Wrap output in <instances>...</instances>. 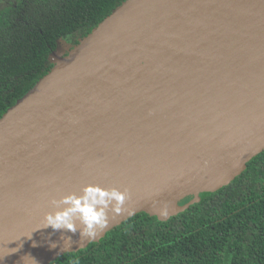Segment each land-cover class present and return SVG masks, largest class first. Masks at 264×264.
<instances>
[{"label": "water", "instance_id": "water-1", "mask_svg": "<svg viewBox=\"0 0 264 264\" xmlns=\"http://www.w3.org/2000/svg\"><path fill=\"white\" fill-rule=\"evenodd\" d=\"M51 64L0 119V264L166 222L264 153V0H126ZM88 185L126 196L108 227L47 228L50 201Z\"/></svg>", "mask_w": 264, "mask_h": 264}, {"label": "trees", "instance_id": "trees-1", "mask_svg": "<svg viewBox=\"0 0 264 264\" xmlns=\"http://www.w3.org/2000/svg\"><path fill=\"white\" fill-rule=\"evenodd\" d=\"M124 1L19 0L2 11L0 119L50 71L58 39L72 48ZM51 264H264V153L168 221L137 215Z\"/></svg>", "mask_w": 264, "mask_h": 264}, {"label": "clouds", "instance_id": "clouds-1", "mask_svg": "<svg viewBox=\"0 0 264 264\" xmlns=\"http://www.w3.org/2000/svg\"><path fill=\"white\" fill-rule=\"evenodd\" d=\"M125 199V194L115 188L108 190L88 185L79 194L73 192L60 199H52L50 205L54 211L45 214L44 222L54 232L78 233L81 238L94 239L98 230L108 227L109 209L119 214ZM66 239L71 240V236Z\"/></svg>", "mask_w": 264, "mask_h": 264}, {"label": "flooded vegetation", "instance_id": "flooded-vegetation-1", "mask_svg": "<svg viewBox=\"0 0 264 264\" xmlns=\"http://www.w3.org/2000/svg\"><path fill=\"white\" fill-rule=\"evenodd\" d=\"M18 1L19 0H0V13L2 11H4V10H7L10 6H14L15 7V11H18L19 10ZM20 12H18L17 15L20 14ZM67 42H68V40H65L63 38H60V39L57 40V48H56V50L51 52L50 55H49L48 66L51 65L52 66L51 69L53 68V64H51V55L53 53H58L57 50L60 48V46L62 48L66 47V49H67L68 48Z\"/></svg>", "mask_w": 264, "mask_h": 264}, {"label": "rangeland", "instance_id": "rangeland-1", "mask_svg": "<svg viewBox=\"0 0 264 264\" xmlns=\"http://www.w3.org/2000/svg\"><path fill=\"white\" fill-rule=\"evenodd\" d=\"M69 49V47L66 49V47L65 48H62L61 46H60V48L57 50V52L60 54V55H65L66 53H67V50ZM186 201V200H185ZM185 201H183L181 204L183 205V204H185Z\"/></svg>", "mask_w": 264, "mask_h": 264}]
</instances>
